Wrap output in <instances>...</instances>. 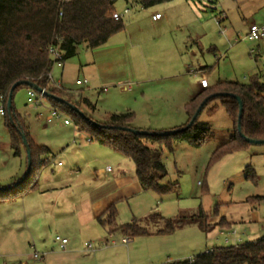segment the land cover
I'll list each match as a JSON object with an SVG mask.
<instances>
[{"label":"rangeland","instance_id":"rangeland-1","mask_svg":"<svg viewBox=\"0 0 264 264\" xmlns=\"http://www.w3.org/2000/svg\"><path fill=\"white\" fill-rule=\"evenodd\" d=\"M178 1H175L176 5L168 7L165 13L163 4L142 9L119 0L115 11L122 16L126 30L110 37L107 44L111 46L112 42L125 43L127 40L131 65L139 76L162 75V61L165 57L172 56L174 62L171 65L174 64L178 68L180 62L184 64L181 78L167 81V86L163 88L151 85L150 92L146 95L149 97L150 108L155 111L152 114L148 109L144 114H139V118H142V121L151 119L157 127L164 126L165 122L172 125L180 121L177 126L186 121L184 105L189 100L186 87L194 89L195 84V91L199 90L197 82H194L196 79L189 75V70L204 71L209 85L217 81L245 84L256 74L261 76V81L264 82V39L251 43L245 38L252 22L264 26V0H183L193 13H190L182 1L177 5ZM126 8L129 12L124 14ZM156 9L161 10L160 13L167 17L166 24L160 28L146 21L147 12ZM221 14L226 18L221 19ZM217 20H220L219 24ZM188 31L197 33L199 39H188ZM173 41L176 46L170 51L167 43L171 44ZM91 52L93 50L79 46L75 56L62 62L63 69L53 65L52 82L59 81L65 90L76 92L71 94L73 97L77 96L78 91L82 92L92 102L94 109L80 106V111L97 122H104L109 114L124 113L127 106L139 105L140 101L136 100V104L133 100V97L137 99L136 87L132 93L122 92L121 88L102 84L96 79L95 71L85 68ZM85 79L88 82L86 85H76V80ZM103 88L107 92L100 90ZM163 90L174 92L176 97L180 95V98H176L174 107L170 105L171 100H161L160 93ZM13 104L15 111L24 118L31 134L39 143L48 144L53 148L56 161L65 165L64 157L60 156L61 149H57L59 146H56V143L62 141L65 146L73 145L72 121L69 119V126L62 125L63 118L47 124L45 118L48 115L49 102L43 100L39 107L28 104L24 89L15 92ZM172 119L174 122L170 121ZM198 121L209 127L212 139L199 147L177 141L172 152L162 150L161 159L166 176L160 186L167 183L176 184V189L164 195L148 191L142 194V197H135L131 201V204H135L131 212L136 219L131 221L130 212H127L123 216L119 215L117 220L120 224L126 223L124 221H134L152 232L157 227H163V224L158 217H147L149 213L151 216L159 214L164 218H173L185 216V213H193L200 208L208 216L207 222L210 225L217 222L223 224L225 220H229V230L216 228L205 232L194 224H188L168 235L135 237L129 239L128 243H122V235L117 231L111 236L105 234L101 242L86 240L85 244H91L93 252L87 251L85 246L81 245L77 252L65 254L67 247L61 250L54 240L55 236L63 238L60 234L63 229L47 227L45 220L44 223L32 224L29 214L25 219L19 205L15 208V203L11 200L0 202V264H104L102 261L119 255L122 256L119 262L111 259L110 264H152L156 263L157 259L160 262L167 259L170 262L174 259H193L199 253L213 248L231 247L262 237L264 144H251L246 150L227 154L213 161L212 153L232 135L231 121L218 99L210 101L204 107ZM181 128L183 127L177 129ZM52 131L61 139L54 138ZM25 157L19 160L12 155L4 119L0 116V174L19 164L22 166L23 176L26 170ZM50 157L52 158L51 155ZM128 162L134 170L133 163ZM36 170L33 169L21 190L31 186ZM16 191L17 189L11 193ZM147 211L150 212L144 214ZM102 242L105 245H102ZM34 253L42 259L33 258ZM128 258L130 263L124 262Z\"/></svg>","mask_w":264,"mask_h":264},{"label":"trees","instance_id":"trees-1","mask_svg":"<svg viewBox=\"0 0 264 264\" xmlns=\"http://www.w3.org/2000/svg\"><path fill=\"white\" fill-rule=\"evenodd\" d=\"M118 1L67 0L61 4L58 0H0V95L4 98L2 103L4 127L12 155L19 157L23 153L25 148L21 135H24L31 156V168L27 177L18 185L12 183L8 188H0V202L10 199L14 193L19 192L29 180L33 169L39 163L47 161L50 154L46 147L37 146L30 140L24 118L14 108L15 92L20 89L27 92L31 88L23 84L17 85L11 92L10 112L7 110L11 88L21 82L36 85L51 95L53 98L49 97L45 100L52 107L66 113L75 128L84 133L90 141L109 148L132 162L141 190L152 191L157 195H164L176 189V184L167 183L165 186H160V182L166 176V169L161 159L162 150L172 152L173 145L177 141L199 147L212 139L209 127L198 121L199 115L210 101L219 100L233 129L228 141L219 145L212 153L213 161L219 160L224 155L246 150L252 143H248L245 139L264 140V82L257 74L245 84L217 81L201 89L185 104L187 121L182 127L189 123L197 108L207 99L196 120L187 129L172 135H161L162 131L151 130H139L145 131L144 135L129 132L127 129L138 130L131 126L133 114L130 112L109 114L104 122H97L86 114L89 120L71 110L69 105L79 110L81 105L91 109H94V106L79 95L73 97L68 92L49 84V74L53 66L49 50L59 51L62 54L61 62H64L76 55L79 46H84L87 50L103 46L110 37L124 28L122 20L112 18ZM171 1L173 0H124L126 4L142 9ZM217 94H231L240 100L242 113L239 127L243 138L237 131L238 102L233 97H220ZM54 98L64 102H58ZM92 122L98 126H94ZM16 189V192L11 193ZM148 217L151 219L158 217L163 227H157L151 232L134 221L118 225L114 203L97 218V222L108 234L112 235L118 231L126 240L141 236L168 235L188 224H194L205 232L215 227L221 230H229L231 227L226 220L223 224L217 222L210 225L207 222L208 216L200 208L193 213H185V216L164 218L159 214H153ZM164 264H264V235L250 242L204 251L193 259Z\"/></svg>","mask_w":264,"mask_h":264},{"label":"crops","instance_id":"crops-1","mask_svg":"<svg viewBox=\"0 0 264 264\" xmlns=\"http://www.w3.org/2000/svg\"><path fill=\"white\" fill-rule=\"evenodd\" d=\"M175 1L176 0H173L169 3L163 4L165 5L163 12L166 13V11H168V7H170L171 5H176L174 4L176 3ZM180 1L183 2L182 4L188 8L190 13H193L192 9L183 0H179L177 2V5L178 3H181ZM160 12L161 10L158 9L147 12V23L156 25L158 28L166 24L167 17H164V14L162 15ZM155 14H161L160 18L157 20H153V16ZM222 18H226V16L224 14H221V19ZM124 30H126L125 26L122 31ZM190 32L188 31V39H199V35H197V33H195L194 31L193 33ZM110 39L111 38H109L107 43H105L103 46L93 49L89 61H86L88 63L85 64V68L95 71L97 73L96 79L102 84H110L116 88H121L122 92H127L129 94L133 92L135 87L137 88V91H135L137 99L133 97V100L134 103H136V100L140 101V104L138 105L136 103V106H127L125 109L126 111L124 112H130L133 114V118L131 121L132 128L138 130L164 131L177 129L180 126H183L187 121V116L186 121L184 123H181L180 125L176 126V124L180 121L172 124L171 122H174V119H172L170 120L171 122H169V124L172 125H168V123L165 122L164 126L157 127L156 123H153L151 119L142 121V118H139V114H144L148 109L152 114L155 111V109H153L152 107L150 108L151 104L149 103V97H147V94L150 92V86L157 85L158 87L163 88L167 86V81H174L175 78H181V76H183L181 74L183 72L182 70L184 68V64L180 62V66L178 68V66H175L174 64L171 65V63L174 62L172 56L165 57V59H163L164 61H162V75H156L155 77L149 75L139 76L138 74H136L133 66L131 65L130 53L128 52V46L126 44L127 40L125 41V43L112 42L111 46H107ZM167 46L170 48V51H172L171 48L174 49L176 43L174 41L171 44L168 42ZM78 48L76 50V53L78 51ZM63 63L61 66L56 67L61 69L63 67ZM51 71L49 74V84L51 86L62 89L69 94L76 93L65 90L63 87H61L59 81H57L56 83L52 82ZM188 73L193 78L195 77L196 80H194V82L196 81L197 87H199L198 91H195V84L193 86L194 89L192 87H186V91L189 92L188 96L190 100L191 98L196 96L199 91H201L202 88L200 87L199 79L202 75H206L202 70H189ZM100 90L104 93L107 92V90L104 88ZM76 95H79L81 96V98H85L88 100V98L85 97L82 92L78 91V94ZM160 95L161 100H171L172 102H170V105H173V107L176 105V98H180L179 94L176 97V94L174 92H169L166 90L161 91ZM90 103L92 104V102ZM178 105L180 107V103ZM50 107L52 106L49 103V108ZM47 111L49 114V109H47ZM63 114L64 118L70 119V117L66 113L63 112ZM38 115L41 116V113H39ZM60 119L62 118L55 120ZM63 119L62 125L69 126L70 123L65 125L63 123ZM26 127L27 134L30 140L37 146L46 147L49 150L50 154L47 157V161L41 162L36 166V176L33 180V183L31 184V187L33 188H31L30 186L28 187L29 190L28 188L24 190V188L23 190L14 193L13 197L3 202L11 200L14 201L13 203H15V208L16 205L17 208L19 205V209H21V212L24 214L25 219L29 214V219L32 224H37L39 222L44 223L43 220H45V226L47 227H61L63 229V233H60L61 236L68 240L66 246L67 248L64 251L65 254H73L77 252V250L81 248V245L82 247L85 246L84 244L86 240L101 242L103 236H106L105 234L111 236L97 222V218L101 214H103V212L112 203L115 204L117 210V219L119 215L122 214L123 216V214L127 212H130L129 218H131V221L136 219L135 217H133V213L131 212L135 204H131V201L135 197H142L141 195H144V193L148 191H142L139 187L133 167L128 162L129 160L125 159L119 153L112 151L109 148L103 147L93 141H90L84 133L78 131L74 126V131L72 132V135L74 136L72 140V146H65L63 145V143H61L62 141H58L56 143V146H59L57 149H61L60 156L64 157L66 162V164L63 165L60 161H56L57 157L55 154H53V148H51L48 144L39 143L35 136L32 135L29 131L27 124ZM52 132L51 135H53L54 138H58V140L61 139L59 135ZM25 154L26 153L24 149L23 153L19 157H14L22 160V157H25ZM50 155L52 156V158L50 157ZM22 174L23 169L22 166H19V164L18 166L13 165V168L9 169V171H3L0 174L2 175L0 176V188H8L12 183H16V181L20 179ZM149 212L150 211H147L144 214H147ZM148 215L151 214L149 213ZM124 222L129 223L128 221ZM226 222L231 224L229 220H226ZM126 223L120 224L117 220L118 225ZM216 228L218 227H215L211 231L215 230ZM128 242L129 241L127 240V243ZM84 248L86 249V247ZM120 257L122 256H111V258H109L110 260L108 259L102 262H104V264H110L109 261H111V259H115L116 262H119ZM174 261L176 260L174 259ZM124 262L130 263V259L128 258L127 261ZM155 262L156 263L152 264H164L170 261L167 259L160 262L159 259H157Z\"/></svg>","mask_w":264,"mask_h":264},{"label":"built area","instance_id":"built-area-1","mask_svg":"<svg viewBox=\"0 0 264 264\" xmlns=\"http://www.w3.org/2000/svg\"><path fill=\"white\" fill-rule=\"evenodd\" d=\"M67 0H58L59 3H64L66 2ZM129 12V9L126 8L124 10V14H127ZM112 18L114 20H121L122 16L117 14L116 12H114L112 14ZM160 18V14H155L153 16V20H157ZM220 23V20H217V24ZM249 42L251 43H256L262 39H264V26L263 25H259V24H256V23H252L249 25L248 27V31H247V35L245 37ZM252 52V50L250 51ZM49 54L51 56V59L53 61V65H56V66H61L62 65V62H61V59H62V54L57 51L56 49H50L49 50ZM50 76V75H49ZM49 80H50V77H49ZM88 82L87 80H77L76 81V85H86ZM199 84H200V87L202 89L204 88H207L209 86L208 84V80L206 77L204 76H201L200 79H199ZM44 90L42 89L41 92H37L33 89H29L27 92H26V102L32 106H35V107H39L42 105V102L43 100H45V97H44V94H43ZM3 96L0 95V116H4V109H3ZM59 118H64V114L61 110L55 108V107H50L49 108V114L48 116L46 117V121L47 123H51L53 120L55 119H59ZM63 123L65 125L69 124V119L68 118H64L63 119ZM234 234V232H232ZM54 240L58 243V246L61 250H64L67 243H68V240L65 239V238H60L59 236H55ZM122 243H127V240L125 238L122 239ZM102 245H105L104 242H102ZM85 247L88 251H92L93 252V247L91 244H85ZM33 258L35 259H42V257H39L36 253L33 254Z\"/></svg>","mask_w":264,"mask_h":264},{"label":"water","instance_id":"water-1","mask_svg":"<svg viewBox=\"0 0 264 264\" xmlns=\"http://www.w3.org/2000/svg\"><path fill=\"white\" fill-rule=\"evenodd\" d=\"M19 84L26 85V86L30 87L31 89H33V90H35L37 92H41L42 91V89L38 88L36 85H33V84L29 83V82H21V83L15 84L11 88V91H10L9 96H8V100H7V110H8V112H10V108H11V92ZM43 94H44L45 98H49V97L53 98L51 95L47 94L45 91L43 92ZM217 95L220 96V97H226V96L233 97L238 102V104H239V114H238L237 131H238L239 135L243 138V135L241 134L240 127H239V120H240L241 113H242V105H241L240 100L238 99V97L233 96L231 94H217ZM212 97H214V96H212ZM54 99L56 101H58V102H64L63 100H61L59 98H54ZM206 101H207V99L200 104V106L197 108L196 112L192 116L191 120L189 121V123L185 127L181 128V129L173 130V131L163 132V133H160V134L161 135H172V134H176V133H178L180 131H183V130L187 129L188 127H190L194 123V121L196 120L199 112L202 110V108L205 105ZM69 106H70L71 110H73L74 112L79 114L81 117L89 120L88 117L85 116V114H83L77 107L72 106V105H69ZM92 124L94 126H98V124H96L95 122H92ZM127 130L129 132L133 133V134H140V135L146 134L145 131H139V130H133V129H127ZM21 137H22V141H23V145H24L25 153H26V170H25V173L22 176L21 180H19L17 183H15V185L20 184L27 177V175L30 172V168H31V156H30V151H29L28 145H27V141H26L24 135H21ZM245 140L248 143H252V144H264V140H260V141H254V140H250V139H245Z\"/></svg>","mask_w":264,"mask_h":264}]
</instances>
